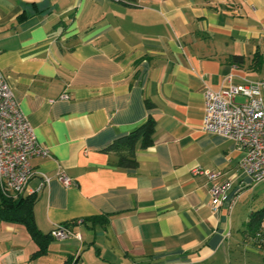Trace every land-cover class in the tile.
<instances>
[{
	"label": "crops",
	"instance_id": "obj_1",
	"mask_svg": "<svg viewBox=\"0 0 264 264\" xmlns=\"http://www.w3.org/2000/svg\"><path fill=\"white\" fill-rule=\"evenodd\" d=\"M0 74L50 151L25 191L38 229L81 236L0 219V264H264L242 232L259 208L240 204L259 182L203 128L208 87L264 79V0H0ZM150 115L153 145L119 167L107 148ZM215 182L229 183L218 210Z\"/></svg>",
	"mask_w": 264,
	"mask_h": 264
},
{
	"label": "built area",
	"instance_id": "obj_2",
	"mask_svg": "<svg viewBox=\"0 0 264 264\" xmlns=\"http://www.w3.org/2000/svg\"><path fill=\"white\" fill-rule=\"evenodd\" d=\"M243 101L237 100L238 96ZM69 98L63 94L62 99ZM203 128L207 132L232 139L245 152L243 167L253 182L264 181V79L236 83L225 77L218 89L205 91ZM50 155L48 147L39 142L32 124L20 108L15 92L7 78L0 74V188L14 196L25 193L34 175L32 159ZM195 175H205L214 181L220 172L196 166ZM57 177L65 185L74 183L63 170ZM51 180L45 176L44 183ZM229 183H213L210 188L212 208L222 205ZM54 239L80 238V234L64 224L56 225L50 232Z\"/></svg>",
	"mask_w": 264,
	"mask_h": 264
},
{
	"label": "trees",
	"instance_id": "obj_3",
	"mask_svg": "<svg viewBox=\"0 0 264 264\" xmlns=\"http://www.w3.org/2000/svg\"><path fill=\"white\" fill-rule=\"evenodd\" d=\"M124 4H135L139 0H117ZM148 108L152 103L147 101ZM156 120L150 115L142 124L135 127L126 135L116 139L107 150L117 158L116 164L122 168H136L139 164L136 150L148 148L154 143V130ZM37 193L14 196L4 193L0 188V219L23 223L27 226L32 236L38 239L50 235L41 234L34 217V205ZM244 239L264 251V206L253 210L245 228L242 230ZM44 248V247H43ZM43 250V249H42ZM70 264V263H68Z\"/></svg>",
	"mask_w": 264,
	"mask_h": 264
},
{
	"label": "rangeland",
	"instance_id": "obj_4",
	"mask_svg": "<svg viewBox=\"0 0 264 264\" xmlns=\"http://www.w3.org/2000/svg\"><path fill=\"white\" fill-rule=\"evenodd\" d=\"M237 100L243 101L244 97L238 96ZM254 190V189H253ZM248 191L244 197L241 198V203L245 204V207L248 208L252 206V208H260L264 205V181L258 183L256 187V191Z\"/></svg>",
	"mask_w": 264,
	"mask_h": 264
}]
</instances>
